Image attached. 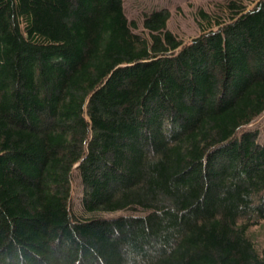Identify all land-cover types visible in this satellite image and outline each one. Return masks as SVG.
Wrapping results in <instances>:
<instances>
[{
  "label": "trees",
  "instance_id": "1",
  "mask_svg": "<svg viewBox=\"0 0 264 264\" xmlns=\"http://www.w3.org/2000/svg\"><path fill=\"white\" fill-rule=\"evenodd\" d=\"M194 16L0 0V264H264V0Z\"/></svg>",
  "mask_w": 264,
  "mask_h": 264
},
{
  "label": "rangeland",
  "instance_id": "2",
  "mask_svg": "<svg viewBox=\"0 0 264 264\" xmlns=\"http://www.w3.org/2000/svg\"><path fill=\"white\" fill-rule=\"evenodd\" d=\"M222 0H124L125 12L130 20L136 21L137 30H141L142 23L139 18L140 13L144 9L153 7H167L171 11V17L168 21V28L171 29L179 38L189 41L197 36L200 32L198 24L195 20V11L200 7L211 9L216 2ZM250 2L251 0H244ZM250 129H259L261 134L259 138H264V113L255 118L249 125ZM77 197L81 195V186L77 184ZM79 200V199H78ZM78 205V202H77ZM121 212L112 213L120 214ZM250 233L254 237L256 243L264 251V219L259 224L250 228Z\"/></svg>",
  "mask_w": 264,
  "mask_h": 264
},
{
  "label": "clouds",
  "instance_id": "3",
  "mask_svg": "<svg viewBox=\"0 0 264 264\" xmlns=\"http://www.w3.org/2000/svg\"><path fill=\"white\" fill-rule=\"evenodd\" d=\"M128 264H132V262L131 261H128Z\"/></svg>",
  "mask_w": 264,
  "mask_h": 264
}]
</instances>
